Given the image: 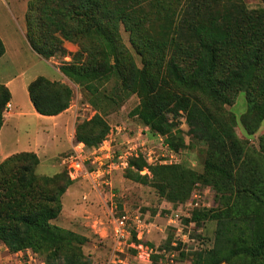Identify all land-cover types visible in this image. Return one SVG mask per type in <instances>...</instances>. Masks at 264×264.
Segmentation results:
<instances>
[{
    "label": "trees",
    "instance_id": "16d2710c",
    "mask_svg": "<svg viewBox=\"0 0 264 264\" xmlns=\"http://www.w3.org/2000/svg\"><path fill=\"white\" fill-rule=\"evenodd\" d=\"M152 1L163 0H33L26 12V37L44 60L66 55L65 42L80 46L60 71L85 89L96 114L76 124L74 144L99 148L110 132L102 105H121L137 95L140 104L131 114L151 136H167L178 152L185 145L175 120L184 113L192 138L208 147L203 174L182 165L152 167L139 157L130 160L125 178L152 185L170 203L188 201L203 179L212 182L226 214L215 216L213 248L197 252L192 264H264V160L260 164L252 157L247 167L249 153L234 127L209 106L229 104L230 96L246 91L253 116L249 133L264 120V9L249 10L242 0H186L175 3V18L174 0H166L160 7L164 25L154 30L144 10ZM121 26L140 65L123 43ZM82 53H87L83 60ZM4 54L0 39V58ZM28 94L37 113L57 116L69 109L74 92L38 76ZM10 100L0 84V128ZM38 165L33 153L0 165V244L11 253L31 250L46 264H87L79 250L85 239L51 223L74 182L67 169L40 177ZM144 169L150 175H142ZM201 215L193 213L192 220ZM56 237L63 243L55 247Z\"/></svg>",
    "mask_w": 264,
    "mask_h": 264
},
{
    "label": "rangeland",
    "instance_id": "374dc122",
    "mask_svg": "<svg viewBox=\"0 0 264 264\" xmlns=\"http://www.w3.org/2000/svg\"><path fill=\"white\" fill-rule=\"evenodd\" d=\"M15 1L17 0H0V39L3 44L5 43L4 46L6 45V48H8V54L0 62L2 63L4 61L5 63L6 61V64L0 68V72H4V76H6L25 71L27 80L38 76H45L50 81L59 80L60 83L73 89V100L69 108H71L75 124L84 120H90L96 114V111L93 107L91 108L85 89L73 84L60 71V68L65 64L71 63L73 57L80 51L79 44L65 42L64 48L67 53L64 56L57 55L49 60H44L39 57L30 46L26 37V12L29 3L33 0H18V5L21 6L19 10H16L15 5L11 3ZM185 1L174 0L170 11L176 10L175 18L179 14L175 3H184ZM242 1L249 10L264 9V2L261 0ZM163 2L164 4L169 3V1L163 0L161 3L152 1L144 5V10L149 13L148 20L151 21L149 25L151 29H161L164 25V18L160 16V13H163L161 11L162 9H160V7L162 8ZM120 34L124 45L130 49L138 65H140L141 58L131 50L129 32L125 31L121 26ZM86 55L87 53H82L81 59L83 60ZM113 85L114 82L112 81L107 85V88ZM108 91L110 92L109 89ZM250 97V94L246 91H240L234 96H230L229 104L223 105L219 103V105H209L215 112L224 115L234 127L240 143L249 153V156L245 158L247 167H250L252 157L260 164L264 160V120L257 130L249 133L251 131L250 120L253 117L250 113ZM19 99H21V95ZM139 104V97L133 95L121 103V105H102L107 113L104 114L101 112V114L110 127V132L104 143L106 142L107 145H111V149L118 154L122 153L125 150L123 138L121 139L123 134L120 133L118 140L116 142L113 141L117 134L116 129L120 128L125 129L123 132L125 136L127 135L133 139L137 138L139 147H143L142 145L145 144L144 147L152 149L158 157L161 155H169L171 153L169 149L164 146L162 147L156 136H151L149 133L145 137L148 144H146L144 138L137 136L144 126L138 117L133 116L131 113ZM169 118L170 120L173 119L172 116ZM175 123L177 126L176 129L181 131L179 136L183 139L185 145L178 152L176 151L178 153L176 156L178 161L177 165H182L183 167L194 170L198 174H203L204 163L207 158V145L192 138L184 113L180 112L179 116L176 117ZM168 145L170 146L169 143ZM142 151H145V149ZM66 156L64 155L61 159L64 169L67 166L64 163ZM155 165H157V162L151 166L154 167ZM161 165L168 166L169 164ZM56 172L51 167L44 168V166H41L38 172L36 169L37 175L40 174L49 177L56 174ZM141 174L150 175V172L148 169H144ZM125 175L126 170L113 171L111 176H108L111 187L105 189H96L92 181L87 177L72 180L78 185L76 187L77 193L75 200L73 203L67 204L65 209H62L58 218L51 222L53 225L73 231L85 239L84 244L79 247V250L83 254V258L87 261V264H144L134 259V251L131 249H127L124 254H120L115 263L111 261L113 247L112 217L118 218L123 215H140L143 221L152 225L149 240H145L144 242L153 249L154 254L151 261L146 264H167L166 260L171 257V254L176 256V261L179 264H192L197 252L213 248L218 222L215 216L220 212L224 214L226 212L221 199L222 197L218 194L212 182L203 179V181H200L195 186L192 194L197 192L198 200L203 208L194 209L193 212H187L185 208L183 211L178 209L177 203L183 202H167L158 195L157 190L152 185L146 186L136 183L126 179ZM100 195L104 197L101 198ZM201 201H205V206H203ZM197 211L201 212L202 215L198 221H194L192 220V215ZM176 214L180 215L179 220L183 224L185 236H189L190 241L193 240V242L187 244L185 247L179 242H177V246H173L176 233L174 227L172 228L168 223L169 219ZM172 219L175 220V218ZM95 227L97 230H101L96 231L94 230ZM62 243L63 241L59 237H56L55 247L60 246ZM3 249L0 248V257L6 255Z\"/></svg>",
    "mask_w": 264,
    "mask_h": 264
},
{
    "label": "built area",
    "instance_id": "2783aa9c",
    "mask_svg": "<svg viewBox=\"0 0 264 264\" xmlns=\"http://www.w3.org/2000/svg\"><path fill=\"white\" fill-rule=\"evenodd\" d=\"M11 108V104L8 103L4 112L9 111ZM116 130L117 134L113 141L116 142L118 140V135L122 133L123 136L121 139L123 138V145H125V150L120 154L112 150L110 147L111 145H107L106 142H103L99 148L91 150L87 149L83 143H76L73 145L71 152L67 154L64 161L67 165L66 169L69 172L71 180L87 177L92 181V184L96 189H105L111 187L110 178L108 179V176L110 177L113 171L126 170L129 166V161L132 158L142 157L149 166L156 164V162L157 165H177L178 161L176 156L178 153L170 148L165 137L160 135L156 136L162 147L164 146L168 148L171 153L167 156L161 155L158 157L152 149L145 148V144L142 145L143 147H139L137 138L133 139L127 135L125 136L123 133L125 129L117 128ZM148 135L149 133L144 127L137 134V136L144 138L146 144H148V142L145 137ZM143 149H145V151H142ZM99 155H105L107 163H105L103 159H100ZM204 202L205 201H201L203 206H205ZM177 205L180 211H183L185 208L187 212H193L194 209L203 208L198 200L197 192H194L188 201L177 203ZM179 217L180 215H173L172 218H175V220L170 218L168 224L172 228L174 227L176 233V239L173 246H177V242H179L185 247L187 244L193 242V240L190 241L189 236H185L186 234L183 230V224L180 222ZM112 223L113 247L111 261L115 263L120 254H124L127 249H131L134 251V259L137 262L144 264L149 263L154 251L144 241L149 240L152 232V225L143 221L140 215L137 214L123 215L118 218L112 217ZM4 252L6 255L0 257V264H46L31 250L11 253L5 248ZM166 263L179 264V262L176 261V256L174 254H171V257L166 260Z\"/></svg>",
    "mask_w": 264,
    "mask_h": 264
},
{
    "label": "crops",
    "instance_id": "0c3cea01",
    "mask_svg": "<svg viewBox=\"0 0 264 264\" xmlns=\"http://www.w3.org/2000/svg\"><path fill=\"white\" fill-rule=\"evenodd\" d=\"M11 3L15 5L16 10L21 8L18 0ZM7 54L8 48L0 58V62ZM5 64L6 61L0 63V68ZM26 75L25 71L6 76L4 72H0V84L9 90L11 94L9 103L12 106L9 111L3 113V124L0 128V165L14 155L33 153L39 159L37 172L41 166H44L55 169L57 174L64 170L61 159L72 150L74 145L75 119L71 108L57 116H42L37 113L28 94L29 84L37 77L27 80ZM20 95L21 99H19ZM99 158L107 163L105 155H99ZM77 186L74 183L62 197L63 210L67 204L74 202ZM94 230L101 229L97 230L95 227ZM0 248L5 250L3 246Z\"/></svg>",
    "mask_w": 264,
    "mask_h": 264
}]
</instances>
